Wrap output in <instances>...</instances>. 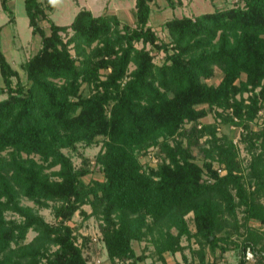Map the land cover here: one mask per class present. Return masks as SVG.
Wrapping results in <instances>:
<instances>
[{
	"label": "trees",
	"instance_id": "1",
	"mask_svg": "<svg viewBox=\"0 0 264 264\" xmlns=\"http://www.w3.org/2000/svg\"><path fill=\"white\" fill-rule=\"evenodd\" d=\"M153 1L136 0L134 24L116 13L95 14L87 7L80 8L70 23L60 24L51 17L53 0H25L33 33L41 38L38 50L21 63L26 82L7 57L0 37V251L11 248L12 241L20 243L30 228L38 231L39 242L35 250L22 249L15 263L40 264L45 255V264H89L66 220L90 202L93 210L87 215L103 219L101 229L114 264L117 258L135 256L131 241L146 234L149 219L166 235L160 251L176 252L184 248L183 235L204 236L213 249L226 250L220 241L228 238L217 231L229 218L235 229L248 230L242 250L251 245L257 264H264V231L250 227L251 219L264 225V125L247 135V147L252 149L248 177L241 169L237 145L232 139L217 142L214 124L202 128L195 124L185 132L186 145L169 142L185 120L197 122L208 113L197 107L201 103L210 108L232 106L246 126L262 106L264 0H238L168 18L163 22L171 36L168 42L160 40L150 24ZM168 2L175 6V0ZM3 7L14 19L8 0H3ZM44 20L49 30L43 27ZM148 43L165 50L162 63L154 60ZM216 67L224 75L217 84L210 83ZM84 84L89 93L83 92ZM246 91H251L248 102ZM208 132L215 141L209 150L204 148L209 159L201 164L194 159L193 145ZM80 140L101 142L97 162L103 179L85 181L90 172L87 159L76 168L63 151L76 149ZM151 144H160L169 160L148 172L142 170L136 149ZM6 149L10 157L2 154ZM37 154L42 161L35 158ZM214 160L225 164V174L214 167ZM54 165L60 168L53 170L56 178L51 179L45 168ZM17 191L42 205L59 202L52 205L58 222L50 223L21 204ZM239 206L244 207L242 221L237 217ZM4 208L15 210L22 220L8 221ZM191 211L196 232L186 218ZM49 245L56 248L49 250ZM195 264L247 262L241 257L237 263Z\"/></svg>",
	"mask_w": 264,
	"mask_h": 264
},
{
	"label": "rangeland",
	"instance_id": "2",
	"mask_svg": "<svg viewBox=\"0 0 264 264\" xmlns=\"http://www.w3.org/2000/svg\"><path fill=\"white\" fill-rule=\"evenodd\" d=\"M53 2L54 9L51 12V17L54 21L60 24L70 23L77 11L82 7L90 8L95 14H100L105 11L116 13L123 21H130L134 24V8L136 0H53ZM238 2V0H175V6H171L167 3V0H154L153 14L150 24L158 32L160 40L162 39L168 42L171 40V36L168 29L163 26V22L166 19L175 15L196 14L205 10H213L215 7L234 5ZM11 8L14 19L9 21L11 14L8 10L3 8L2 0H0V26H2L0 37L3 38V42L5 40L4 51L9 60L12 62L13 66L20 71L21 79L26 82V72L22 68L21 63L35 53L41 46L40 35H37L32 31L25 7V0H12ZM42 24L46 30H49V23L47 20H44ZM13 35L16 36L13 38L14 41L10 39V36L13 37ZM14 45L17 46V48ZM138 45L142 46L143 43L139 42ZM70 46L73 55L77 56L78 53L75 46L73 44ZM147 48H151L154 60L158 64L163 62L166 56L164 49L158 50L153 48L149 43L147 44ZM134 67L135 64H131V68ZM109 70L110 68L106 71ZM215 70L214 75L210 77L208 81L217 84L223 77L224 71L220 67H216ZM103 72H105V70H103ZM241 77L242 79L246 78V74L243 73ZM14 80H16V78H14ZM0 82H3L1 71ZM82 88L84 93L90 92L88 84H84ZM249 94H251V91H246L243 94L246 102L249 101ZM197 107L207 108L208 113L199 118L197 122L193 119L185 120L183 126L170 137L169 142L171 144H176L177 141H180L186 145L189 142V137L188 133L185 132H189L195 124L198 128H202L203 125L207 123L214 124L218 136L216 140L217 142L220 143L222 140L232 139L237 145L240 161L242 162L241 169L248 177L249 175L247 172L250 170L248 162L252 156V149L249 150L247 147L250 144L247 135L250 131H258L263 127L264 101L255 116L249 121L248 126L244 124L246 121L240 123L241 118L234 113L232 106L224 108L214 105L210 108L208 103H201ZM227 115H230L233 119L229 121L225 120L223 116ZM197 139L198 143L193 145V154L194 159L202 164L205 159H209V156L205 154V151L212 147V142L215 141V138L213 137V134L208 132L197 137ZM100 148L101 142H87L80 140L76 144V149L64 147L63 151L71 156L76 168L83 166V164H85L84 159H87L90 172L84 176V180L90 181V179L94 177L102 179L105 177L101 164L97 162V154ZM204 148H206L205 151ZM136 150L141 163V168L144 171L149 172L152 169H156L162 161L169 160L168 157L165 156L166 152L161 149L160 144L145 145L138 147ZM2 154L6 157L11 156L9 149L4 150ZM23 156H26V154L24 153ZM34 156L37 160L42 161L38 154ZM213 165L217 168L220 174H225L227 172L224 163L214 160ZM59 168L60 165L46 166L45 172H47L50 178L53 179L56 178L53 174V170ZM16 197L21 204L31 206L36 214L41 215L48 222L53 224L58 222L52 205L59 202L50 200V205H42V203L36 198L28 196L22 191H17ZM1 200H6V195H3ZM262 200H264V198H262ZM81 207L83 208V211L80 209L76 210L72 217L66 220V222L73 227L75 242L81 246L89 264H114L109 258L105 237L101 229L103 219L95 213L87 215V213H90L93 210V206L90 202L83 203ZM243 208V206L238 207L237 217L241 221L245 214ZM3 214L10 222L12 220H22L21 214L11 208H4ZM186 218L192 232H196L198 227L194 211L189 212L186 215ZM232 219L233 218H229L224 226L217 231L218 235L228 238V241H220L221 246H227L226 250H223L220 246L213 249L204 236L197 235L189 238L186 235H183L181 237V242L184 244V248L179 249L176 252L171 250L160 251V246L165 241L164 239L166 238V235L159 229L160 225H153L152 219H149L150 224L146 228V234L142 238H133L131 241L135 250V256L126 259L117 258L115 264H195L200 262L208 263L213 260H219L222 263H237L241 257H244L242 244L247 239L249 233L244 226L235 229L232 225ZM250 227L254 228L258 233L264 231V225L255 219L250 220ZM171 230L174 233L178 231L176 228H172ZM37 235L38 231L30 228L25 238H23L20 243L12 241L11 248L0 251V264H24L23 262L15 263V260L20 257L22 249L30 251L35 250L39 246V242L36 240ZM55 248V245H49V250ZM42 258L40 264H45L47 257L44 255ZM257 259V257H255L254 260L246 259V262L247 264H257L259 261Z\"/></svg>",
	"mask_w": 264,
	"mask_h": 264
},
{
	"label": "built area",
	"instance_id": "3",
	"mask_svg": "<svg viewBox=\"0 0 264 264\" xmlns=\"http://www.w3.org/2000/svg\"><path fill=\"white\" fill-rule=\"evenodd\" d=\"M225 170V169H224ZM226 171V170H225ZM244 257L247 260H254L256 257L255 250L252 248L251 245H247L244 250Z\"/></svg>",
	"mask_w": 264,
	"mask_h": 264
},
{
	"label": "crops",
	"instance_id": "4",
	"mask_svg": "<svg viewBox=\"0 0 264 264\" xmlns=\"http://www.w3.org/2000/svg\"><path fill=\"white\" fill-rule=\"evenodd\" d=\"M167 3L169 4V2H168V0H167ZM8 4H9V6L11 7V5H12V0H8ZM2 6H3V0H2ZM152 6H153V3H152ZM4 8V7H3ZM153 14V13H152ZM10 18H11V16H10ZM9 18V21H11V19ZM13 20V19H12ZM0 30H2V26H0ZM33 31V30H32ZM37 35H39V34H37ZM16 36L15 35H13V37L12 36H10V39L11 40H13L14 41V39L13 38H15ZM41 39V38H40ZM12 41V42H13ZM4 42H5V40H4ZM4 42H3V38H1V43H2V48H3V50H4ZM15 43V42H14ZM15 46V45H14ZM16 48H17V46H15ZM19 48V47H18ZM8 50H9V48H8ZM9 52V51H8ZM6 53V52H5ZM7 55V54H6ZM8 57V56H7Z\"/></svg>",
	"mask_w": 264,
	"mask_h": 264
}]
</instances>
